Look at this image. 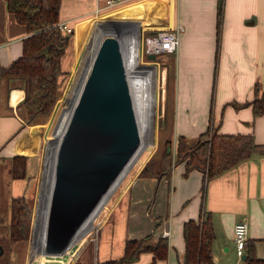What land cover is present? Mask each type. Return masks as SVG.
Returning a JSON list of instances; mask_svg holds the SVG:
<instances>
[{"label":"crops","instance_id":"0c3cea01","mask_svg":"<svg viewBox=\"0 0 264 264\" xmlns=\"http://www.w3.org/2000/svg\"><path fill=\"white\" fill-rule=\"evenodd\" d=\"M218 5L219 0H122L110 6L106 0H61L59 20L73 26L62 68L65 73L73 70L82 35L99 14L139 20L117 24L98 20L106 33L120 27L121 34H140L141 28L153 32L182 23L178 49L167 53L175 58L169 100L164 63L173 151L179 134L192 138L211 124L220 132L252 133L264 142V111L255 114L253 109V100L264 98V0H224L220 27ZM28 34L25 23L7 8L6 0H0V68L22 53ZM11 80L0 74V159L10 162L13 154L27 155L26 175H10L9 189L11 196H29L42 167L45 137L41 122L23 125L18 109L25 88L20 78ZM184 172L185 163L180 161L172 166L170 178L162 173L132 178L99 227L95 262L121 256L128 238L152 234L154 240L166 236L167 254L143 250L138 259L123 264H193L184 258V222L199 217L203 209L209 211L214 231L211 264H246L248 250L264 257V154L254 153L214 175L204 190L201 169ZM240 219L248 223L247 250L242 256L234 239V224Z\"/></svg>","mask_w":264,"mask_h":264},{"label":"trees","instance_id":"16d2710c","mask_svg":"<svg viewBox=\"0 0 264 264\" xmlns=\"http://www.w3.org/2000/svg\"><path fill=\"white\" fill-rule=\"evenodd\" d=\"M6 3L7 8L14 12L17 20L25 23L29 34L23 38L22 53L9 65L1 67L0 74L5 75L9 80L14 77L21 79L25 95L19 103L18 111L23 118V125L35 123L40 115L50 113L58 98L61 77L64 73L61 58L70 42L73 30H64L57 25L61 0H6ZM223 6L224 0H219L218 27L222 21ZM162 53L167 55L169 52ZM174 61L175 58L171 53L164 61L167 65L168 100L172 93ZM58 107L59 102L54 114ZM253 109L255 114L263 112L264 98L256 97L253 100ZM166 110L171 120L172 115L168 102ZM171 128L172 122L170 121V131ZM170 139L168 138V144L160 157L149 160L140 174L158 175L162 173L170 178L174 163L184 161V173H188L194 167L203 171L202 189L204 190L207 181L214 175L236 165L254 153L264 154V142L255 140L252 133L220 132L212 124L192 138L179 134L175 151H173ZM10 160L11 176H25L27 155L13 154ZM9 210L10 216L7 220L0 214L1 226L6 228L5 242L26 238L30 233L33 215V208L28 197L24 194L12 195L9 199ZM183 231L186 242L185 260L193 264L201 262L211 264L214 231L209 211L203 209L199 217L185 220ZM167 246L166 236H159L156 240L153 239L152 234L139 238H128L121 256L99 260L95 264H123L138 259L143 250H152L157 256H165ZM0 264H9V260L4 257L0 259ZM246 264H264V257L257 255L254 250H248Z\"/></svg>","mask_w":264,"mask_h":264},{"label":"water","instance_id":"95a60500","mask_svg":"<svg viewBox=\"0 0 264 264\" xmlns=\"http://www.w3.org/2000/svg\"><path fill=\"white\" fill-rule=\"evenodd\" d=\"M147 56L154 59L157 54L148 52ZM44 137H48L47 131ZM52 138L48 139L50 143L55 140L54 136ZM139 143L138 120L123 46L118 35L107 33L96 48L57 145L46 219L44 221L41 209L48 192L45 184L42 204L40 202L33 224L35 231L37 224L44 221V234L41 241L37 239L36 242L32 235L30 261L40 253L60 254L68 249L82 223ZM3 250L4 245L0 243V253Z\"/></svg>","mask_w":264,"mask_h":264},{"label":"rangeland","instance_id":"374dc122","mask_svg":"<svg viewBox=\"0 0 264 264\" xmlns=\"http://www.w3.org/2000/svg\"><path fill=\"white\" fill-rule=\"evenodd\" d=\"M100 19L104 20H117V21H135L139 23V20L135 17H128V16H120L115 17L111 14H99L98 16H95L92 19L91 27L89 30H86L82 35V42L80 45V49H78L77 52V61L76 64L71 72H64L61 77V83L59 86V94L58 98L51 109L50 113L46 115H40L37 119V122L42 123V129L41 131L44 133L47 131V138L43 139V142L41 144V152L43 155V163L41 170L39 172L38 179L35 181L34 186L32 187V192L28 197L29 201L31 202L32 208H33V215H32V221H31V228L29 235L24 239H19L16 241L8 242L4 240L5 234H6V228L4 226H1L0 223V243H3L4 250L0 253V259L7 258L9 260V264H41L39 263L43 256V253L36 256V260L30 261L29 256V249L30 244L32 242V235L34 234L35 242L37 241V236L40 238L42 234V230L39 229V227L44 228V221L37 224V233L33 231V224L36 222L37 215H38V209L40 208V202L42 204V192L44 188H46V173L48 170V161L51 157L53 147H55L56 142L50 143L49 138L55 137L56 130L52 126L53 123L56 120V114L55 108L57 107V104L59 102L60 104H64L63 110L65 109V105L68 102V98L70 94H77V89H73L74 81L77 79V72L79 68L81 67L84 57L89 49V44L95 34L96 28H97V21ZM140 25V24H139ZM142 35L148 34L147 30H143L141 28ZM117 35V34H116ZM143 43V42H142ZM140 54H139V63L142 65H147V63H151L156 68V88H157V103H156V113H155V143L152 147V149L149 151L147 156L141 160L139 163H137L134 167V169L130 172L127 179H125L122 186H120L116 190V194L109 201V206L106 207V211H103V214L101 218L99 219V222L95 228H93L88 234L87 237L83 240L81 244V249L79 250L77 258L72 262V264H95V261L99 258L97 253V241L95 240L96 235L98 234L99 227L103 221V218L105 215H107L109 208L115 204V202L118 200L117 198L122 194V192L128 187L130 184L132 178L136 174H140L142 168L149 160H155L160 157L161 153L164 151L166 145L168 144V138H170V114L166 110L165 107V100H164V86L166 83L164 82V61L167 59L166 53H156L157 56L154 59H151L147 56V50L145 46L142 44L140 47ZM132 52V51H131ZM63 65L66 67V62L63 60ZM135 64H132V68H134ZM76 69V70H75ZM82 77L79 79V82L82 83ZM81 80V81H80ZM81 85V84H80ZM73 89V90H72ZM78 95V94H77ZM70 107V105H68ZM72 106V105H71ZM62 110V111H63ZM57 113V112H56ZM58 128V127H57ZM59 130H57V133L59 134ZM59 137V135H58ZM57 137V138H58ZM53 139V138H52ZM171 140V139H170ZM172 145V143H171ZM10 162H7L5 159H0V214H2L6 220L9 219V199L11 197V191L9 189V181H10V170L8 169V165ZM138 166V167H137ZM44 187V188H43ZM47 198V197H46ZM45 198V199H46ZM43 216V215H42ZM46 218V217H45ZM6 220H3L4 222ZM34 232V233H33ZM41 233V234H40ZM42 238V237H41ZM39 241H41L39 239ZM5 242V243H4ZM41 257V258H40ZM44 264V263H42Z\"/></svg>","mask_w":264,"mask_h":264},{"label":"bare ground","instance_id":"6f19581e","mask_svg":"<svg viewBox=\"0 0 264 264\" xmlns=\"http://www.w3.org/2000/svg\"><path fill=\"white\" fill-rule=\"evenodd\" d=\"M106 23L117 24L120 23L118 21H108ZM123 26H131L132 24H124ZM101 24H97V28L95 34L89 44V49L84 57L83 63L77 72V80L74 81L76 85H74L73 89H77V94H79V90L82 86L84 78L91 66L93 56L96 52V48L101 40V38L110 32H105L101 28ZM106 28L112 30L114 27L106 26ZM135 30H138L137 27L133 26ZM121 28L118 30H114V34L120 32ZM119 38H123L122 46L123 52L125 56L126 65L129 73V80L132 88L133 100L135 104V113L137 115L138 127H139V136L140 143L135 150L132 157L129 161L124 165L118 176L111 182L108 190L103 194L100 201L90 213V215L85 219L82 223L79 232L77 233L76 239L73 240L72 244L60 254H43L39 263L44 264H69L75 255L78 253L79 249H81V244L83 240L87 237V234L97 226L99 219L101 218L103 211L108 207L109 201L113 199L116 194V190L122 186L125 179L128 178L130 172L134 169L135 165L139 163L146 157V154L152 149L155 143V113H156V103H157V88H156V68L153 64L147 63V65H142L139 63V54L140 47L142 46V33L136 34L133 31L125 32V34L118 33ZM132 51V52H131ZM132 64H135L132 68ZM82 79V83L79 82L80 78ZM81 81V80H80ZM81 84V85H80ZM72 89V90H73ZM73 93V92H72ZM70 94L68 98V102L65 105V109L63 110L64 104H60L56 113V120L53 123V127L56 130L55 140L58 141L53 147L51 157L49 158L48 170L46 173V185L48 188L47 198L45 199V205L41 208L43 211V217L46 219L47 211H48V199L50 194V188L52 187L54 180V163L56 159V149L59 143L60 137L63 133V130L67 124L68 118L71 114L72 106L76 101L78 95ZM70 105V107L68 106ZM72 105V106H71ZM63 110V111H62ZM58 127V128H57ZM59 134L57 130H59ZM59 135V137H58ZM58 137V138H57ZM53 140L52 142H54ZM51 142V143H52ZM138 167V166H137ZM106 211V210H105ZM40 225V223H39ZM45 225V224H44ZM42 230V234L40 235L43 238L44 228L39 227ZM93 231V230H92ZM37 233V228L35 230ZM36 237V235H35ZM37 236L38 239H42ZM42 254V253H40ZM36 260V257H35Z\"/></svg>","mask_w":264,"mask_h":264},{"label":"built area","instance_id":"2783aa9c","mask_svg":"<svg viewBox=\"0 0 264 264\" xmlns=\"http://www.w3.org/2000/svg\"><path fill=\"white\" fill-rule=\"evenodd\" d=\"M122 0H106L108 6L115 5ZM57 25L64 30L71 31L73 26L65 21H58ZM184 29V25L179 23L175 27H162L153 32L143 35L142 44L145 46L147 53L155 52H176L180 42V33ZM165 235L169 234V230H165ZM234 239L236 244V252L242 256L247 250L248 243V223L246 220L240 219L234 224Z\"/></svg>","mask_w":264,"mask_h":264}]
</instances>
